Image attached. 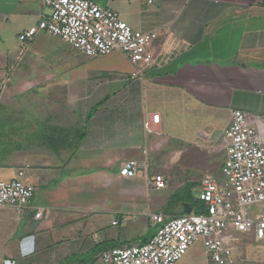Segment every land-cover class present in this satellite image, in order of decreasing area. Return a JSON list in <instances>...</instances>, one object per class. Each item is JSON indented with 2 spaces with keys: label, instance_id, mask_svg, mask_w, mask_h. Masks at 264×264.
<instances>
[{
  "label": "crops",
  "instance_id": "obj_1",
  "mask_svg": "<svg viewBox=\"0 0 264 264\" xmlns=\"http://www.w3.org/2000/svg\"><path fill=\"white\" fill-rule=\"evenodd\" d=\"M91 1L158 32L152 63L131 77L118 52L87 57L44 32L28 44L0 84V104L13 107L0 110V179L23 168L34 195L21 212L0 206V264H104L102 251L155 233L149 213L198 209L202 178L222 179L231 109L264 140V0ZM47 13L39 0H0V83L19 34ZM127 160L138 162L136 176L120 175ZM156 174L165 188L149 187ZM174 194L185 200L170 203ZM236 256L264 264V247L243 240Z\"/></svg>",
  "mask_w": 264,
  "mask_h": 264
},
{
  "label": "built area",
  "instance_id": "obj_2",
  "mask_svg": "<svg viewBox=\"0 0 264 264\" xmlns=\"http://www.w3.org/2000/svg\"><path fill=\"white\" fill-rule=\"evenodd\" d=\"M48 9L33 26L19 34L20 46L12 55L7 73L9 81L28 44L39 32L58 37L72 49L96 58L118 52L132 65L131 77H141L150 66L151 47L158 39L156 30L140 31L124 22L116 11L91 0H39ZM159 114L144 120L143 128L151 131ZM226 155L221 166V180L209 175L200 181L197 202L204 212L182 213L167 217L159 213L148 216L157 228L142 244L112 247L101 252L104 264H176L200 241L208 264H236V244L252 240L264 247V140L248 115L231 109L223 130ZM140 166L135 160L124 161L119 173L136 176ZM142 173L147 176L146 167ZM153 190L166 187L163 175L147 178ZM34 188L24 181V169L14 178L0 179V206L16 211L28 208ZM45 211L37 208L34 217ZM115 224V222H113Z\"/></svg>",
  "mask_w": 264,
  "mask_h": 264
},
{
  "label": "rangeland",
  "instance_id": "obj_3",
  "mask_svg": "<svg viewBox=\"0 0 264 264\" xmlns=\"http://www.w3.org/2000/svg\"><path fill=\"white\" fill-rule=\"evenodd\" d=\"M12 109H13L12 105L7 106L0 104V110H12ZM5 131L6 132L3 134L4 136H8V135L12 136V132L10 128H6ZM197 195H198V190H196L194 193V199L197 198ZM191 202H192V206H194L195 201H191ZM201 211L203 210L202 209L194 210V212L196 213H200ZM236 245L239 246V243H237ZM202 258H203V251L201 248V244L199 241H197L187 252L186 259L188 260L191 259L192 261H194V264H203Z\"/></svg>",
  "mask_w": 264,
  "mask_h": 264
},
{
  "label": "trees",
  "instance_id": "obj_4",
  "mask_svg": "<svg viewBox=\"0 0 264 264\" xmlns=\"http://www.w3.org/2000/svg\"><path fill=\"white\" fill-rule=\"evenodd\" d=\"M184 200H185L184 198H180L179 195L174 194V196L170 200V203L178 202V201H184ZM197 208L199 209L200 205H197ZM201 212H204V211H201Z\"/></svg>",
  "mask_w": 264,
  "mask_h": 264
},
{
  "label": "water",
  "instance_id": "obj_5",
  "mask_svg": "<svg viewBox=\"0 0 264 264\" xmlns=\"http://www.w3.org/2000/svg\"><path fill=\"white\" fill-rule=\"evenodd\" d=\"M183 207H184V209H183L184 213L191 212V208H190V206L187 203H184Z\"/></svg>",
  "mask_w": 264,
  "mask_h": 264
}]
</instances>
